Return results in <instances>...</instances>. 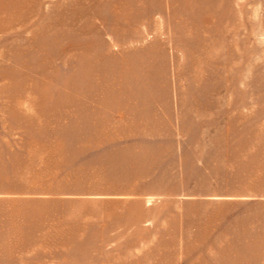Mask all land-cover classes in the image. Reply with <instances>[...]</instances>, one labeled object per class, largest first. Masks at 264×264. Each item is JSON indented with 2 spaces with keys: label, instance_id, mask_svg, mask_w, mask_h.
Here are the masks:
<instances>
[{
  "label": "rangeland",
  "instance_id": "1",
  "mask_svg": "<svg viewBox=\"0 0 264 264\" xmlns=\"http://www.w3.org/2000/svg\"><path fill=\"white\" fill-rule=\"evenodd\" d=\"M0 264H264V0H0Z\"/></svg>",
  "mask_w": 264,
  "mask_h": 264
}]
</instances>
